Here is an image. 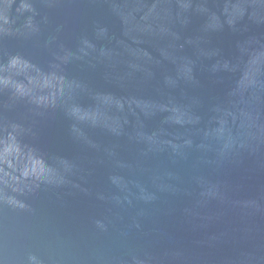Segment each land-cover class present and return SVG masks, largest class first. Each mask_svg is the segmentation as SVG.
Here are the masks:
<instances>
[{"label": "water", "instance_id": "95a60500", "mask_svg": "<svg viewBox=\"0 0 264 264\" xmlns=\"http://www.w3.org/2000/svg\"><path fill=\"white\" fill-rule=\"evenodd\" d=\"M0 264H264V0H0Z\"/></svg>", "mask_w": 264, "mask_h": 264}]
</instances>
